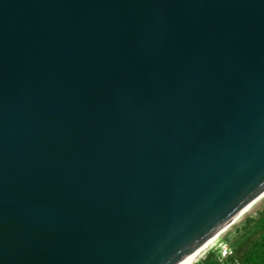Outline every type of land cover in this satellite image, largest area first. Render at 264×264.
<instances>
[{"label":"water","instance_id":"95a60500","mask_svg":"<svg viewBox=\"0 0 264 264\" xmlns=\"http://www.w3.org/2000/svg\"><path fill=\"white\" fill-rule=\"evenodd\" d=\"M264 195V0H0V264H189Z\"/></svg>","mask_w":264,"mask_h":264},{"label":"trees","instance_id":"16d2710c","mask_svg":"<svg viewBox=\"0 0 264 264\" xmlns=\"http://www.w3.org/2000/svg\"><path fill=\"white\" fill-rule=\"evenodd\" d=\"M241 238L230 241L232 253L220 258L216 249H210L196 264H264V210L253 219H246Z\"/></svg>","mask_w":264,"mask_h":264},{"label":"rangeland","instance_id":"374dc122","mask_svg":"<svg viewBox=\"0 0 264 264\" xmlns=\"http://www.w3.org/2000/svg\"><path fill=\"white\" fill-rule=\"evenodd\" d=\"M263 210H264V197L258 201V203L254 206V208L235 227H233L230 231H228L225 235H223L221 239L226 241L228 244H230V241L236 237L240 239L242 237L241 236L243 232L242 226L245 220L249 218L250 219L257 218L263 212ZM215 244H213V246ZM207 254H209L208 251H206L203 255H201L199 259H197V261L199 262L200 260H202ZM197 261L194 264H196Z\"/></svg>","mask_w":264,"mask_h":264},{"label":"built area","instance_id":"2783aa9c","mask_svg":"<svg viewBox=\"0 0 264 264\" xmlns=\"http://www.w3.org/2000/svg\"><path fill=\"white\" fill-rule=\"evenodd\" d=\"M212 248L216 249L217 254L220 258L226 257L232 253L231 246L221 238L217 241V243L213 247L209 248L207 251H209Z\"/></svg>","mask_w":264,"mask_h":264},{"label":"bare ground","instance_id":"6f19581e","mask_svg":"<svg viewBox=\"0 0 264 264\" xmlns=\"http://www.w3.org/2000/svg\"><path fill=\"white\" fill-rule=\"evenodd\" d=\"M263 197H264V195L262 196V198H263ZM262 198H261V199H262ZM217 241H218V240H217ZM217 241H216V242H217ZM216 242H215V243H216ZM215 243H214V244H215ZM212 246H213V244H212L209 248H211ZM209 248H208V249H209ZM208 249H206L203 253H201L198 257H196V258H195L192 262H190L189 264H194V263L197 261V259H199V257H200L201 255H203Z\"/></svg>","mask_w":264,"mask_h":264}]
</instances>
